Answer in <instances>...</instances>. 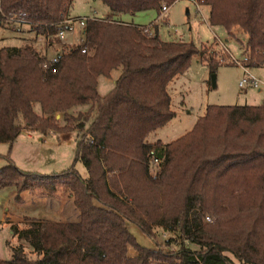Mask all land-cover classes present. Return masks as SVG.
Wrapping results in <instances>:
<instances>
[{
    "label": "trees",
    "instance_id": "1",
    "mask_svg": "<svg viewBox=\"0 0 264 264\" xmlns=\"http://www.w3.org/2000/svg\"><path fill=\"white\" fill-rule=\"evenodd\" d=\"M99 1L114 15H134L158 13L178 0ZM197 1L209 7L212 26L228 34L238 28L246 36L247 67L264 65V0ZM72 2L0 0V10L24 14L25 22L37 25L32 30L54 38L51 25L69 17ZM197 56L202 54L191 43L164 42L157 33L102 19L89 20L84 42L55 62L29 45L0 49V144H12L23 129L41 135L81 129L74 164L82 163L87 173L82 178L74 164L49 175L12 162L0 169V188L41 197L63 189L80 216L77 223L14 227L17 246L6 243L11 258L0 264H235L227 254L239 264H264V104L209 106L184 136L168 144L146 142L174 118L167 88ZM207 61L213 74L218 64ZM117 69L113 89L99 96L98 77ZM77 107L88 110L74 117L69 111ZM207 215L214 222L205 223ZM129 223L150 238L157 227L178 231L196 248L140 247ZM129 248L136 256H128Z\"/></svg>",
    "mask_w": 264,
    "mask_h": 264
},
{
    "label": "rangeland",
    "instance_id": "2",
    "mask_svg": "<svg viewBox=\"0 0 264 264\" xmlns=\"http://www.w3.org/2000/svg\"><path fill=\"white\" fill-rule=\"evenodd\" d=\"M200 8L203 17L196 13L190 2L178 0L170 6L168 13L156 23V26L151 27V30L157 33L160 40L164 42L191 43L200 50L202 56L194 57L187 71L175 77L173 82L169 84L170 109L175 116L163 128L147 136L146 142L148 144H154L158 139L170 142L184 136L192 130L196 121L204 116L209 106H258L264 104V65L247 67L248 74L260 83L259 90L250 86L240 88L238 84L245 77V73L229 61L226 52L218 44V41L222 42L227 51L237 60L244 58V47L242 46L241 49L222 27L210 24L209 8L204 5H201ZM187 10L188 14H186ZM69 13L70 17L92 16L95 19L101 18L104 20L107 16L114 15L99 0H73ZM157 17L158 13L150 10L137 13L134 16L129 14L121 15L118 19L129 23L133 22L140 26H148ZM154 33L149 34L153 35ZM231 33L238 39L243 35L238 28H234ZM58 44L54 41V38H48L44 31L32 30L27 25H11L2 19L0 20V49L29 45L40 55L52 59L74 47L71 46L72 48H70V45L60 42ZM208 58H212L218 64L213 74L210 72ZM120 72V69L114 70L109 77L102 76L100 79L111 83L112 79L119 77ZM212 75L215 76L214 84L212 83ZM100 93L103 94L101 88ZM33 110L37 115L41 116L39 104L34 103ZM87 110L88 107H77L70 110L69 113L76 117L79 113H84ZM55 119L59 122L60 127L65 125L62 120V114H56ZM85 126L87 127V124ZM83 132L81 129H73L71 132L57 134L56 136L47 135L44 141V149H64L65 154L69 151L68 154L74 156ZM64 135L69 136L65 139L62 137ZM35 136V141L43 138L40 133H36ZM52 143L56 144L55 147ZM58 143L61 145L60 147H58ZM7 155L8 153L6 152L5 156ZM5 156L1 158L2 161L7 160ZM71 166L72 164L67 168ZM74 169L82 178L86 177V170L82 163H76ZM156 171L158 169H153V173ZM8 208L12 209L11 205ZM1 217L2 208L0 206ZM214 220L209 215L204 218V222L207 224L214 222ZM128 226V231L135 238L136 243L140 247L149 250L161 249L164 252H178L184 247L196 248L189 242L184 241L178 231L169 232L165 229L155 228L154 237L150 238L143 234L135 225L129 223ZM4 236L6 235L0 234V238L3 239ZM166 242H169L168 246ZM9 244L17 246L16 242L12 240ZM1 245L0 258H3L2 260L10 259L11 254L5 249L4 243L1 242ZM29 251L27 248L26 252ZM134 254H136L135 250L129 248V257ZM227 255L235 264H239L230 254Z\"/></svg>",
    "mask_w": 264,
    "mask_h": 264
},
{
    "label": "crops",
    "instance_id": "3",
    "mask_svg": "<svg viewBox=\"0 0 264 264\" xmlns=\"http://www.w3.org/2000/svg\"><path fill=\"white\" fill-rule=\"evenodd\" d=\"M186 14H188V10L186 11ZM120 16L121 15H109L105 20H115L123 24L135 27H150L148 30V33L150 34L154 33L151 30V27H155L156 23L158 22L156 19L148 26H140L134 24L133 22L129 23L118 19ZM82 17L93 18L92 16ZM228 35L233 38L235 43H237V45L242 49L243 43L246 40V36L242 35L240 39H238L234 36L233 33ZM101 77L102 76L98 77L97 79V92L99 96H105L113 89L114 83L117 78L112 79L111 83H108L107 81H101ZM100 88L102 89L103 94L100 93ZM36 133L38 132L30 129H23L20 131L17 138L12 144H0V146H2L0 147V169L6 167L9 162H12L17 168L22 171L38 173L41 175H49L51 173H59L68 170L72 167L71 166L67 168L70 164H74L75 154L74 156H70L68 154L69 151L65 154L64 149H44V141L46 139V136H56L57 133L48 132L46 135H42L43 138L37 139V141H35ZM67 136L69 135H64L62 137L66 139L68 138ZM156 141H160L163 144L172 142H166L162 139H158ZM53 144L54 143H52V145ZM55 145L56 144H54V147ZM58 145V147L61 146L59 143ZM6 152L8 153V159L6 158L7 160L2 161L1 158H4ZM86 178L87 173L84 179ZM16 197H19V200H16ZM9 205H11L12 209L8 208ZM94 205L98 208L101 207V205L97 202H94ZM0 206L2 208V217L0 218V234L6 235L3 239L0 238V249L2 247L1 242H3L5 249L8 252L9 250L6 247V243H9L12 240L17 244L16 236L14 235L13 230L14 227H17L18 230H21L31 222L77 223L80 219L79 213L73 204L72 194L63 189H57L56 194L52 197H41L34 195L31 191H24L18 194L14 187L0 188ZM127 228L129 229V226H127ZM157 228L162 229L160 227ZM134 256H136V254L130 257ZM2 259L3 258H0V260Z\"/></svg>",
    "mask_w": 264,
    "mask_h": 264
},
{
    "label": "built area",
    "instance_id": "4",
    "mask_svg": "<svg viewBox=\"0 0 264 264\" xmlns=\"http://www.w3.org/2000/svg\"><path fill=\"white\" fill-rule=\"evenodd\" d=\"M190 2L193 7L196 10V13L199 14L201 17H203L201 12V4L197 0H187ZM170 6L167 4H163L158 12L157 21L162 19L169 11ZM0 17L2 20L6 21L7 24L11 25H27L30 27H37V25H30L29 23L25 22L23 20L24 14L17 13L15 11L10 12L9 14H3V12L0 10ZM95 18L91 17H67L63 21L59 22L56 25H51L55 27L56 33L54 35V38L58 39L60 43L68 44L71 46H78L81 45L84 42L85 37V30L86 25L89 20H92ZM156 21V22H157ZM45 28H47V25H44ZM144 31L148 32L150 27H140ZM78 45H76V43ZM218 44L222 47V49L226 52L227 58H229V61L234 64L236 67L242 69L245 73V77L239 82L238 86L240 88H243L245 86H250L254 89H258L260 87V83L256 81L254 78H252L248 72H247V64H248V56L245 55L242 60L240 59H234L233 56L227 51L224 44L220 41H218ZM76 45V46H75ZM73 47V48H74ZM82 53H85V50H82ZM58 56V55H57ZM57 56L53 57L52 59H48L49 62H55ZM151 165L153 167H157L159 165V161L156 158H151Z\"/></svg>",
    "mask_w": 264,
    "mask_h": 264
},
{
    "label": "water",
    "instance_id": "5",
    "mask_svg": "<svg viewBox=\"0 0 264 264\" xmlns=\"http://www.w3.org/2000/svg\"><path fill=\"white\" fill-rule=\"evenodd\" d=\"M212 83L214 84L215 83V76L212 75Z\"/></svg>",
    "mask_w": 264,
    "mask_h": 264
}]
</instances>
